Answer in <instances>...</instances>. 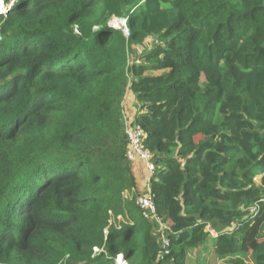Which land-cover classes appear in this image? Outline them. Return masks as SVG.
<instances>
[{
    "label": "trees",
    "instance_id": "trees-1",
    "mask_svg": "<svg viewBox=\"0 0 264 264\" xmlns=\"http://www.w3.org/2000/svg\"><path fill=\"white\" fill-rule=\"evenodd\" d=\"M0 1V264H264V0Z\"/></svg>",
    "mask_w": 264,
    "mask_h": 264
},
{
    "label": "built area",
    "instance_id": "built-area-1",
    "mask_svg": "<svg viewBox=\"0 0 264 264\" xmlns=\"http://www.w3.org/2000/svg\"><path fill=\"white\" fill-rule=\"evenodd\" d=\"M119 21L122 25V20L120 19ZM124 21L126 23V20ZM133 120L134 118L130 119L125 125V134L128 142L126 156L132 164L136 161H141L146 165V171L149 176V181L151 182L156 173V165L151 161V152L145 145V132L142 126ZM128 195L126 194V196ZM136 204L141 209V213L145 218L155 221L158 224H162L161 219L157 215L150 183L146 184V189L138 194ZM162 244L164 248L169 245V239L166 236L163 237Z\"/></svg>",
    "mask_w": 264,
    "mask_h": 264
},
{
    "label": "rangeland",
    "instance_id": "rangeland-1",
    "mask_svg": "<svg viewBox=\"0 0 264 264\" xmlns=\"http://www.w3.org/2000/svg\"><path fill=\"white\" fill-rule=\"evenodd\" d=\"M8 9H9V6L7 7V6L0 5V12H6ZM119 20H120V18L114 17L109 21V24L114 28H122L124 30V33L127 35L128 32L126 30V27L121 25ZM151 41L152 40L148 39L147 44H151ZM143 50H149V49L147 48V46H144ZM135 58H136L135 54H133L132 57H130L131 60L135 59ZM155 74H157V73H155ZM202 80H204V77ZM138 109H139V104H138L137 100L135 99V96L131 92L127 91V93L124 97V100L122 102V116H123L125 125H126V122H128V121H130V119L134 118V115L137 113ZM202 137L203 136H198L197 139L202 138ZM137 162H141V161H136L135 163H137ZM135 163H133V164L131 163V164H132L133 172L135 174L137 182L139 181V185H140V183L142 185H146V184L150 183V186H151V182L149 181L148 173L145 170V169H147L146 165L144 164L143 165L144 169L143 168L141 169L139 167H134ZM260 180H261L260 177H257L256 182L260 183ZM126 194L128 195L129 193L127 192ZM129 196H131V195H129ZM211 234L213 236L215 235L214 232H212V231H211ZM213 236H210L208 238V241L206 242V244L201 246L199 248V250H195V251H198V255L196 257H195V255H191L187 260V264H208V256L206 257L207 253L205 252L206 250H205L204 246L207 245V247H209V248L211 246V249L209 252L212 251L213 246H214V237ZM195 251H193V252H195ZM117 260L119 262L122 261L121 258L119 259V257L117 258Z\"/></svg>",
    "mask_w": 264,
    "mask_h": 264
},
{
    "label": "crops",
    "instance_id": "crops-1",
    "mask_svg": "<svg viewBox=\"0 0 264 264\" xmlns=\"http://www.w3.org/2000/svg\"><path fill=\"white\" fill-rule=\"evenodd\" d=\"M144 163L143 162H137V163H135V166L134 167H139V168H143L144 169ZM146 170V169H145ZM136 172V171H135ZM147 172V171H146ZM138 185H139V181H138ZM146 189V185H142L141 183H140V185H139V191L142 193L144 190Z\"/></svg>",
    "mask_w": 264,
    "mask_h": 264
},
{
    "label": "water",
    "instance_id": "water-1",
    "mask_svg": "<svg viewBox=\"0 0 264 264\" xmlns=\"http://www.w3.org/2000/svg\"><path fill=\"white\" fill-rule=\"evenodd\" d=\"M120 19L122 20V21H121V22H122V25L125 26V27H126V30L128 31L127 24H126L125 21H124L125 19H124V18H120Z\"/></svg>",
    "mask_w": 264,
    "mask_h": 264
},
{
    "label": "clouds",
    "instance_id": "clouds-1",
    "mask_svg": "<svg viewBox=\"0 0 264 264\" xmlns=\"http://www.w3.org/2000/svg\"><path fill=\"white\" fill-rule=\"evenodd\" d=\"M0 5H3V6H5V5H4V3H3V1H0Z\"/></svg>",
    "mask_w": 264,
    "mask_h": 264
}]
</instances>
